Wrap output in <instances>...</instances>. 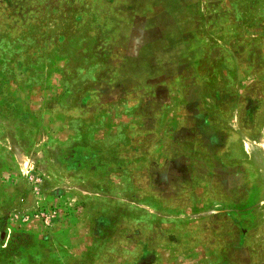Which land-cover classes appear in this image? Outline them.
<instances>
[{
  "label": "rangeland",
  "instance_id": "1",
  "mask_svg": "<svg viewBox=\"0 0 264 264\" xmlns=\"http://www.w3.org/2000/svg\"><path fill=\"white\" fill-rule=\"evenodd\" d=\"M260 139L264 0H0V264H264Z\"/></svg>",
  "mask_w": 264,
  "mask_h": 264
},
{
  "label": "crops",
  "instance_id": "2",
  "mask_svg": "<svg viewBox=\"0 0 264 264\" xmlns=\"http://www.w3.org/2000/svg\"><path fill=\"white\" fill-rule=\"evenodd\" d=\"M264 139H260V140H255L254 142H250L249 144H250V146H251V149H250V151H248V147H245V143H244V141L242 140V141H240L239 143H238V146H239V148H240V150H241V153H242V156L240 157V160H241V162H243L244 160H249L251 157H250V154H251V152H253V151H256V150H260V148H259V146L261 145H263L264 143ZM59 159H61L62 160V158H59V157H56L55 158V162H54V164H50V168H48L49 169V171H50V173L51 172H55V170L57 171V168L61 165V168H62V170H63V175L64 176H66L67 177V180L64 182V181H61L60 179L59 180H54V182H55V185L56 186H68L69 184H74L73 186H76V187H80V188H82V187H84L85 186V183H83L81 180L79 181L77 178H76V175H77V173L75 172L77 169H75V171L73 170V172H69L68 170H64V165H63V162H61V164L58 162V160ZM234 159V157H231V156H229V160H233ZM263 169H264V161H263ZM262 169V170H263ZM59 174L61 173V172H59V171H57ZM185 173H186V171H184ZM252 173H253V171H252ZM186 175V174H185ZM233 175V174H232ZM75 178L76 180H72V181H70V179L71 178ZM67 182H68V185H67Z\"/></svg>",
  "mask_w": 264,
  "mask_h": 264
}]
</instances>
